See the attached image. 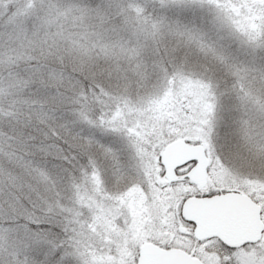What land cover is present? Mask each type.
Returning <instances> with one entry per match:
<instances>
[{"label": "snow or ice", "instance_id": "1", "mask_svg": "<svg viewBox=\"0 0 264 264\" xmlns=\"http://www.w3.org/2000/svg\"><path fill=\"white\" fill-rule=\"evenodd\" d=\"M0 68V264H264V0H0Z\"/></svg>", "mask_w": 264, "mask_h": 264}, {"label": "rangeland", "instance_id": "2", "mask_svg": "<svg viewBox=\"0 0 264 264\" xmlns=\"http://www.w3.org/2000/svg\"><path fill=\"white\" fill-rule=\"evenodd\" d=\"M0 71H2V68H0ZM225 103L236 109L239 102L233 97L231 99H226ZM3 104V96L0 95V111H2ZM232 116L237 122L238 130L241 128V120L243 121L242 127L246 129L249 134L258 133L264 130V111H261L258 106H251L247 112L234 110ZM243 142L242 135V143Z\"/></svg>", "mask_w": 264, "mask_h": 264}, {"label": "trees", "instance_id": "3", "mask_svg": "<svg viewBox=\"0 0 264 264\" xmlns=\"http://www.w3.org/2000/svg\"><path fill=\"white\" fill-rule=\"evenodd\" d=\"M4 105V104H3ZM2 109H3V107H2ZM4 115H3V111H0V126H2L3 125V123H4Z\"/></svg>", "mask_w": 264, "mask_h": 264}]
</instances>
